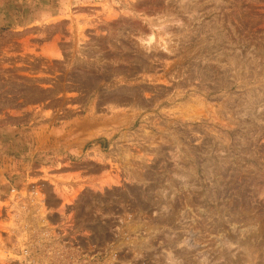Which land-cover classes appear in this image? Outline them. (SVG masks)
<instances>
[{
    "label": "rangeland",
    "instance_id": "rangeland-1",
    "mask_svg": "<svg viewBox=\"0 0 264 264\" xmlns=\"http://www.w3.org/2000/svg\"><path fill=\"white\" fill-rule=\"evenodd\" d=\"M12 189L123 215L125 264H264V0H0V264Z\"/></svg>",
    "mask_w": 264,
    "mask_h": 264
},
{
    "label": "built area",
    "instance_id": "built-area-1",
    "mask_svg": "<svg viewBox=\"0 0 264 264\" xmlns=\"http://www.w3.org/2000/svg\"><path fill=\"white\" fill-rule=\"evenodd\" d=\"M15 191L11 190L7 200L17 203L26 217L20 224L21 239L17 241V258L12 261L13 264H125L120 257L124 246L117 240L120 227L129 226L123 215L119 216L120 224L108 226L112 237L101 246L91 238L90 227L78 224L74 211L57 212L59 220L53 222L48 209L44 216L41 215L46 207L45 196L16 193L12 198ZM28 215L32 218L28 219ZM116 221L115 218L113 223ZM143 227L144 230L147 228L146 225ZM122 233H125L124 230Z\"/></svg>",
    "mask_w": 264,
    "mask_h": 264
}]
</instances>
